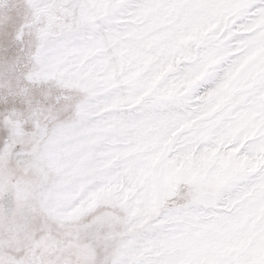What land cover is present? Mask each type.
Masks as SVG:
<instances>
[{
	"label": "snow or ice",
	"instance_id": "obj_1",
	"mask_svg": "<svg viewBox=\"0 0 264 264\" xmlns=\"http://www.w3.org/2000/svg\"><path fill=\"white\" fill-rule=\"evenodd\" d=\"M0 264H264V0H0Z\"/></svg>",
	"mask_w": 264,
	"mask_h": 264
}]
</instances>
